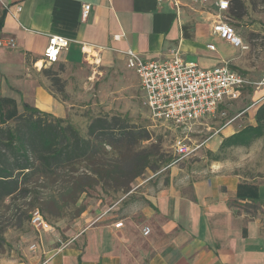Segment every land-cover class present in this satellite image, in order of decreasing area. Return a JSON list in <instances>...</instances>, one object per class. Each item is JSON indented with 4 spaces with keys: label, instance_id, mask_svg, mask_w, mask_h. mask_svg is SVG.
Instances as JSON below:
<instances>
[{
    "label": "crops",
    "instance_id": "obj_1",
    "mask_svg": "<svg viewBox=\"0 0 264 264\" xmlns=\"http://www.w3.org/2000/svg\"><path fill=\"white\" fill-rule=\"evenodd\" d=\"M201 3L185 7L177 0H0V37L16 41L14 48H0V97L14 100L19 112L27 103L65 118L73 102L85 98L84 86L100 74L121 76L122 85L133 71L139 88L135 71L127 67V50L145 58L178 51L186 62L203 68L227 62L238 70L240 49L212 34L217 9L211 0ZM18 4L21 10L16 12ZM49 35L69 39L54 63L44 59ZM47 70L60 71L63 97L50 90ZM239 72L262 83L240 90L229 105L243 94L248 104L229 122L207 126L213 131L198 142V149L212 151L214 160L167 166L165 184L147 192L143 204L127 203L113 211L120 200L87 218L85 228L69 241L38 249L17 264H264V134L247 144H222L255 125L257 106L264 101V71ZM245 113L247 123L242 125L237 119ZM118 221L122 225L116 228ZM145 226L150 228L147 235Z\"/></svg>",
    "mask_w": 264,
    "mask_h": 264
},
{
    "label": "trees",
    "instance_id": "obj_2",
    "mask_svg": "<svg viewBox=\"0 0 264 264\" xmlns=\"http://www.w3.org/2000/svg\"><path fill=\"white\" fill-rule=\"evenodd\" d=\"M231 2L229 15L241 18L245 5L241 0ZM44 72L56 91L64 93L58 74ZM254 118L255 125L245 126L222 144H247L264 134V101ZM149 139L146 128L130 125L120 114L97 115L83 136L64 118L27 103L19 112L14 100L0 97V203L8 198L28 199L30 221L38 205L51 216L65 215L82 194L95 187L125 195L146 169L156 171L173 160L160 153L159 143L143 147Z\"/></svg>",
    "mask_w": 264,
    "mask_h": 264
},
{
    "label": "rangeland",
    "instance_id": "obj_3",
    "mask_svg": "<svg viewBox=\"0 0 264 264\" xmlns=\"http://www.w3.org/2000/svg\"><path fill=\"white\" fill-rule=\"evenodd\" d=\"M177 1L179 5L185 7L202 4V0ZM211 1L215 2L216 0ZM228 1L230 9L232 2L231 0ZM241 1L246 7V13L241 18L233 19L229 15V9L224 13L237 35L247 45V49L240 50L239 57L242 65L235 68L239 71H264V0ZM52 72H56L58 75L60 73V71ZM85 72L86 74L92 73V71ZM129 72L131 74L127 76L128 80L122 85H120L121 76L105 75L103 77L100 74L98 78L90 80V83L86 87L84 86L85 94L83 96L85 98L83 100L79 98L80 100L73 102L75 105L68 111L67 116L64 118L65 121L79 129L84 136L92 118L103 114H120L127 119L130 125L146 128L150 132V139L142 143L143 147H149L151 143H159L160 153L173 158L174 144L177 139H182L184 134L169 123L153 121L149 117L147 108L142 104V93L137 87V78L133 71ZM61 80L63 81L62 78ZM101 83L102 86H100ZM49 87L53 93L60 97L65 95V93L57 92L56 87H53L51 83ZM245 95L243 94L240 101L224 107L226 111L224 116L216 115L214 118L204 120L202 126L195 125L194 132L187 133L191 142L198 143L207 139L213 131L206 129L208 125L213 129V127L229 122L248 104ZM44 118L48 121L52 119L51 116ZM247 118L248 114L245 113L237 120L241 119L244 121L242 125H245ZM220 155L217 154V158ZM214 159V153L203 146L178 163L187 166L195 162L209 163ZM166 168L163 164H160L156 171L146 169L143 175L133 182L131 190L125 195L121 191H108L105 193L99 187L90 189L80 196L75 205H71L66 209L67 213L65 215L51 216L48 213H43L41 206L38 205L34 210L38 209L50 224L51 230L49 231H38L30 224L27 219L30 208L28 199H6L3 203H0V264L27 262L30 255H34L38 249L52 248L60 242L69 241L81 229L85 228L88 223L87 218L95 216L120 200L113 211L121 209L127 203L139 202L143 204L147 192L149 193L165 184L168 174ZM124 196L126 197L122 199ZM80 209L82 211L77 214ZM32 245L36 246L35 250L31 249L33 248Z\"/></svg>",
    "mask_w": 264,
    "mask_h": 264
},
{
    "label": "built area",
    "instance_id": "obj_4",
    "mask_svg": "<svg viewBox=\"0 0 264 264\" xmlns=\"http://www.w3.org/2000/svg\"><path fill=\"white\" fill-rule=\"evenodd\" d=\"M214 5L217 18L211 26L212 34L240 50L247 49L224 14L229 9V1L216 0ZM89 8L90 4L83 5V18L87 16ZM20 10L21 5H16V12ZM68 44L69 39L65 37L49 35L44 49L45 61L56 62L60 51ZM15 46L14 38L0 37V48ZM209 48L214 49V46L209 45ZM125 54L128 56L127 67L133 69L138 77L142 104L147 108L149 117L153 121L169 123L184 134L174 144L173 160L169 165L188 158L200 147V143H192L187 136L196 124L216 115L224 116V107L239 96L243 87L262 83L248 80L227 62L211 68L186 62L178 51H173L169 57L159 58H145L132 50H127ZM30 224L38 231L51 230L50 224L38 209L32 211ZM121 225L122 222L118 221L114 227ZM142 231L147 235L150 228L145 226Z\"/></svg>",
    "mask_w": 264,
    "mask_h": 264
}]
</instances>
